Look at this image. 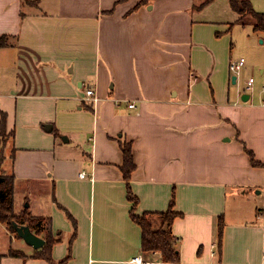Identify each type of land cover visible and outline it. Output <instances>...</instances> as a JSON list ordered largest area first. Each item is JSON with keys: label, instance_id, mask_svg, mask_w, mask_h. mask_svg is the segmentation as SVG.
Returning <instances> with one entry per match:
<instances>
[{"label": "crops", "instance_id": "crops-1", "mask_svg": "<svg viewBox=\"0 0 264 264\" xmlns=\"http://www.w3.org/2000/svg\"><path fill=\"white\" fill-rule=\"evenodd\" d=\"M202 1L0 0V37L13 41L0 48V71L12 72L0 78V88L11 84L0 89V136L11 144L5 175L14 176V213L49 219L47 232L60 238L54 261L69 252L66 264H136L138 255L156 264H264V209L236 208L228 221L249 176L264 171V103L229 87L228 44L216 27L228 32L238 15L228 0L194 10ZM120 141L135 163L134 213L165 212L173 195L178 263L141 250ZM19 181L32 194L23 208ZM18 238L0 223V264H48Z\"/></svg>", "mask_w": 264, "mask_h": 264}, {"label": "trees", "instance_id": "trees-1", "mask_svg": "<svg viewBox=\"0 0 264 264\" xmlns=\"http://www.w3.org/2000/svg\"><path fill=\"white\" fill-rule=\"evenodd\" d=\"M151 1V0H140V2ZM212 0H203L199 4L193 6L194 10L203 8L206 4ZM231 9L238 15L237 22H244L245 17L252 19L253 31L261 32L264 34V12L256 11L252 3L249 0H228ZM5 35L0 37V48L7 46L8 43L4 40ZM5 115L0 114V130L3 132ZM120 149L122 153V164L120 170L123 175L126 186V196L127 200L131 203L130 218L136 223L141 229V250L144 252H159L160 260L165 263H178L180 256L178 248L176 247L177 239L172 234L170 226L172 221L180 216V214L173 211L174 199L173 195L171 197L169 207L167 211L160 213H143L142 215H136L134 213L137 198L133 195L130 188V176L135 168V163L133 160L130 143L120 141ZM250 163L252 166H261V163L256 161L253 157L251 151L246 150ZM3 158H0V223L5 224L9 227V230L15 234V231L11 227V221L16 222L18 225H27L31 231L41 236L45 240L44 245L34 251L31 255L33 258L43 259L48 264H66L70 258V253L66 257L58 262L54 261L51 257V248L57 243L60 238L52 237L47 232L48 226L50 224L49 219L42 217H34L27 212V209H23L21 214H15L13 208V193H14V176L5 175L2 173ZM69 217V216H68ZM157 218L160 221V225L154 226L153 222L150 220L152 218ZM70 218V217H69ZM71 219V218H70ZM73 224L75 222L73 221ZM153 224V225H152ZM223 216H218L217 219V250L220 253L221 241L224 228ZM167 225V229L163 230V226ZM163 227V228H162ZM46 231V232H44ZM44 232V233H43ZM16 235V234H15ZM17 236V235H16ZM18 237V236H17ZM71 243V242H70ZM69 243V244H70ZM12 257H19L26 259V255L21 251H11L9 253Z\"/></svg>", "mask_w": 264, "mask_h": 264}, {"label": "rangeland", "instance_id": "rangeland-1", "mask_svg": "<svg viewBox=\"0 0 264 264\" xmlns=\"http://www.w3.org/2000/svg\"><path fill=\"white\" fill-rule=\"evenodd\" d=\"M249 1H251L252 6L256 11L264 10V0H249ZM216 13L222 16L223 11H216ZM216 30H218V33H220L219 39L225 38V40L221 41V44L226 42L228 44L227 49L224 52V56L228 58L229 63L241 57L244 58L245 60V65L240 71V74L238 75L237 81L235 82L234 85L231 82L230 75L232 74L229 71V65H228V72H229L228 81H229L230 89H233L232 90L233 93H235V90L238 89L240 90V93H246L252 95V99H253L251 101L252 104L264 103V93L262 92V88L264 87V34L261 32L253 31L252 19L249 17L248 18L245 17L243 23L237 22L236 25L231 26L228 32L227 30L224 31V29H220V27L218 26L216 27ZM4 40L7 43H13L12 39L10 38L9 39L6 38ZM1 68L2 67L0 66V69ZM11 75L12 72L10 67L6 71L5 70L0 71V78L2 77L3 81L5 80L6 76L10 77ZM249 77L254 78V83L251 89L246 88L247 80ZM10 86L11 84L6 85L0 89L7 90ZM258 125H259L258 127L259 131H261V133H264V121L262 124L259 123ZM6 140L7 139H2V137L0 136V158L2 157L4 162L1 166V170L3 174H6L5 169L8 166V162L10 160V150H11L10 141H6ZM254 156L255 155L253 154V157ZM258 169L263 170L261 169V166H259ZM262 172L264 171H258L253 175H250L246 183L248 184L253 183L252 185H250L251 188L247 189V193L244 196L242 195L240 196L241 199H238L239 202L237 204L236 203L230 204L231 215L228 216L229 222L235 220L234 219L235 216L237 217L236 213L238 211V208H240L243 213L246 210V207L252 208V206L253 207L256 206L257 208L264 209V174ZM253 186L256 187L253 188ZM30 188L34 192L38 190V188L35 186L33 188L32 187ZM242 190L245 191V188H242ZM14 197H15V203H17V205H19V207L22 208L23 206L26 205L25 203L28 202L27 198H32V194L29 192V187H26L25 182L19 181L16 183ZM150 220L153 222V224L155 222L157 227L160 225L159 219L154 221L155 219L153 220L152 218ZM232 224L235 225L236 221H234V223ZM18 243L21 246L23 245L27 246V244L22 239H20ZM148 253H152V252H148Z\"/></svg>", "mask_w": 264, "mask_h": 264}, {"label": "built area", "instance_id": "built-area-1", "mask_svg": "<svg viewBox=\"0 0 264 264\" xmlns=\"http://www.w3.org/2000/svg\"><path fill=\"white\" fill-rule=\"evenodd\" d=\"M245 65V60L244 58H239L237 60L231 61L229 63V71L233 76L238 77L240 74V71L242 70L243 66ZM254 83V78L249 77L247 80V89H251L252 85ZM262 92L264 93V87L262 88ZM85 95L89 101L92 103H95L97 101V97L95 96L94 90L91 88H87L85 91ZM129 108H134L133 104L128 105ZM81 178L85 177V173L82 172L79 174ZM136 264H156L155 260H147L145 259L142 255H138L137 257L134 258L133 260Z\"/></svg>", "mask_w": 264, "mask_h": 264}, {"label": "water", "instance_id": "water-1", "mask_svg": "<svg viewBox=\"0 0 264 264\" xmlns=\"http://www.w3.org/2000/svg\"><path fill=\"white\" fill-rule=\"evenodd\" d=\"M231 82L234 84L236 82V76H232ZM249 98V95L246 93H243L241 95V99L243 101H247ZM46 130H50V126H45ZM66 140V139H64ZM11 227L15 231V234L22 239L28 246L32 247L34 250L40 249L44 243L45 240L38 235L34 234L29 226L27 225H18L16 222L11 221ZM167 229V225L164 226L163 230Z\"/></svg>", "mask_w": 264, "mask_h": 264}]
</instances>
